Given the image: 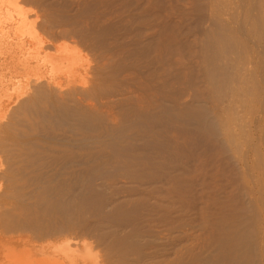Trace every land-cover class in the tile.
Returning a JSON list of instances; mask_svg holds the SVG:
<instances>
[{
    "label": "bare ground",
    "instance_id": "obj_1",
    "mask_svg": "<svg viewBox=\"0 0 264 264\" xmlns=\"http://www.w3.org/2000/svg\"><path fill=\"white\" fill-rule=\"evenodd\" d=\"M18 1L0 0L9 31L0 40V264H194L188 251L185 258L176 252L180 203L194 192L191 172L184 170L198 156L210 161L228 153L219 123L229 119L227 111L232 116L230 103L250 90L251 66L263 85L252 87L263 111L264 36L257 34L264 33V17L254 15L256 30H249L260 53L244 40L230 45L205 31L201 72L218 95L215 108L207 109L200 98L183 102L186 85L195 88L180 79L172 84L178 97H148L140 86L143 96L129 97L127 71L114 49L98 48L107 31L83 39L103 53L91 65L76 46L59 43L81 37L80 31L48 16L38 23ZM240 45L246 50L239 52ZM228 55L243 56L247 69L225 66ZM165 101L170 108L161 106ZM219 101L225 110H216ZM262 227L254 233L264 245ZM218 240L221 263L239 264L240 236L233 243ZM261 253L264 264V246Z\"/></svg>",
    "mask_w": 264,
    "mask_h": 264
},
{
    "label": "rangeland",
    "instance_id": "obj_2",
    "mask_svg": "<svg viewBox=\"0 0 264 264\" xmlns=\"http://www.w3.org/2000/svg\"><path fill=\"white\" fill-rule=\"evenodd\" d=\"M18 2L21 3L19 7L24 14L38 17V23L48 16L54 21L69 25V29L75 32L80 31L81 37H69L59 43H67L70 47L76 46L81 57L91 65H95L93 62L98 54L103 53L95 48H87L83 39L91 33L102 34L107 31L108 35L98 48L114 49L113 54L116 62L118 60L117 64H121L127 71L123 77L125 84L130 88L129 97L136 99L143 96L138 86L148 97L150 94L160 92L164 93L162 95L164 99L168 95L178 97L179 88L172 84L180 79L182 84H186L187 81L195 88L186 85L184 93L187 95L183 98L185 99L183 102L188 103L192 98L195 100L200 98L204 102L202 106L207 109L215 108L214 102L218 95L214 97L215 93H212L215 91L214 85L210 84L209 79H206L201 72L203 63H201L200 48L209 37L205 31L211 29L212 33L220 35L230 45L244 40L246 44L248 43V47H252L254 45L251 40L256 37V34H250V31L252 33L256 30L253 26L256 17H253L254 15L258 18L264 17V0H19ZM0 22V40H2L3 35L9 32L5 28L8 22L4 18L1 21V17ZM246 30L249 32L248 36ZM257 35V37L264 36V33ZM211 44L213 49L218 47V41H213ZM243 47L240 45L239 52L246 50V47ZM259 47L263 48V46ZM252 51L260 53L255 46ZM255 60L251 59L252 64ZM113 61L116 64L115 60ZM245 61L243 56L239 58L228 55L221 60V63L225 66L234 63L238 69H247ZM249 70L252 76L247 72L244 78L247 79L250 75V78L256 80L254 83H251L253 80L249 81L247 85L249 87L245 89L250 90L248 92L244 90L246 94L242 93L243 95L237 99L235 96H238V93L234 95L233 100L231 99L238 101L229 102L231 108L233 105V109H230L233 110L232 116L227 111L229 114L226 118L228 119L229 116L230 121L225 122L223 121L225 119L221 118L223 119L221 120L219 118L221 116L216 114L221 120L219 126L222 124L220 139L224 141L226 139L223 142L226 143L228 153L211 155L210 161L209 158L202 159L198 156L199 159L197 158L184 170L191 172L194 192L191 197L185 198L184 206L181 203L180 207L178 206L181 208L179 209L181 229L176 231V236L179 238L176 252H181L180 256L183 257L188 251L194 256V264H222L219 258L218 239L222 237L226 242L233 243L239 240V236L241 238L240 248L237 246L240 255L239 264H260L259 254H262L264 245H261L259 239L261 235L256 233V236L254 231L259 227L262 229L264 225L262 224L264 223V119L259 122L256 119L264 116V109L260 110L261 105L258 104L255 94L259 89L255 82L259 85L260 77L253 66ZM102 72L106 73L107 70ZM219 81L220 79H216L214 83ZM254 84V88L257 89H252ZM260 85L263 87L262 84ZM212 97L216 99L213 98V101ZM226 100L222 102L227 104L230 99ZM219 102L216 103L218 111L225 108V105L221 106L219 105L221 101ZM160 104L163 108L171 107L168 101ZM218 105L221 108H217ZM240 125L246 126L241 128L245 130H240ZM212 159L220 161L214 163ZM252 250H254L253 254Z\"/></svg>",
    "mask_w": 264,
    "mask_h": 264
}]
</instances>
